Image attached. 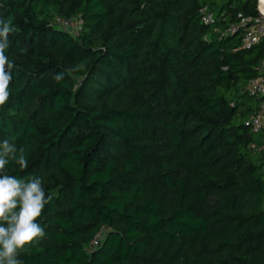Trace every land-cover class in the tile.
Masks as SVG:
<instances>
[{
	"label": "trees",
	"instance_id": "1",
	"mask_svg": "<svg viewBox=\"0 0 264 264\" xmlns=\"http://www.w3.org/2000/svg\"><path fill=\"white\" fill-rule=\"evenodd\" d=\"M240 13L258 1L0 0L13 65L0 142L27 159L3 172L41 177L51 197L22 264H264L248 124L261 99L246 90L264 40L222 36ZM78 15L77 36L52 24Z\"/></svg>",
	"mask_w": 264,
	"mask_h": 264
},
{
	"label": "clouds",
	"instance_id": "2",
	"mask_svg": "<svg viewBox=\"0 0 264 264\" xmlns=\"http://www.w3.org/2000/svg\"><path fill=\"white\" fill-rule=\"evenodd\" d=\"M10 31V21L0 20V106L10 95L13 65L5 55ZM9 160L21 169L27 167L24 150L17 155V149L5 140L0 142V264H22L19 253L44 238L45 230L37 221L51 197L46 198L41 177L17 178L4 173Z\"/></svg>",
	"mask_w": 264,
	"mask_h": 264
},
{
	"label": "built area",
	"instance_id": "3",
	"mask_svg": "<svg viewBox=\"0 0 264 264\" xmlns=\"http://www.w3.org/2000/svg\"><path fill=\"white\" fill-rule=\"evenodd\" d=\"M257 1L258 14L255 17H246L243 13H240L238 16L239 20L226 28L222 32V36L238 34L241 40V47L248 49L264 40V0ZM201 13L205 23H213L215 21L216 15L210 5H205L201 9ZM52 24L73 36H77L82 30L83 20L79 15L75 17L55 16ZM246 90L261 99L259 108L250 115L248 124L251 125L253 132L261 136L262 144L258 148L264 152V62L261 65L260 73L250 80ZM100 236V233L94 236L91 246L97 245Z\"/></svg>",
	"mask_w": 264,
	"mask_h": 264
},
{
	"label": "rangeland",
	"instance_id": "4",
	"mask_svg": "<svg viewBox=\"0 0 264 264\" xmlns=\"http://www.w3.org/2000/svg\"><path fill=\"white\" fill-rule=\"evenodd\" d=\"M217 12V11H216ZM216 12L214 11V14L216 15ZM257 102H253V105L255 106ZM252 115V114H251ZM259 136V134L257 135V137Z\"/></svg>",
	"mask_w": 264,
	"mask_h": 264
},
{
	"label": "crops",
	"instance_id": "5",
	"mask_svg": "<svg viewBox=\"0 0 264 264\" xmlns=\"http://www.w3.org/2000/svg\"><path fill=\"white\" fill-rule=\"evenodd\" d=\"M258 140H261V136L260 135L258 136Z\"/></svg>",
	"mask_w": 264,
	"mask_h": 264
}]
</instances>
